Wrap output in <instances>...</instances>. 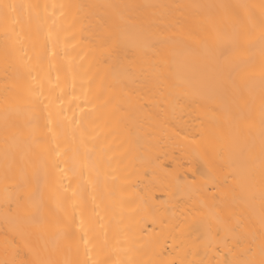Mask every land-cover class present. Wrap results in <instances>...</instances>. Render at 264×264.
<instances>
[{"label": "bare ground", "instance_id": "obj_1", "mask_svg": "<svg viewBox=\"0 0 264 264\" xmlns=\"http://www.w3.org/2000/svg\"><path fill=\"white\" fill-rule=\"evenodd\" d=\"M0 3V261L259 258L264 0Z\"/></svg>", "mask_w": 264, "mask_h": 264}, {"label": "snow or ice", "instance_id": "obj_2", "mask_svg": "<svg viewBox=\"0 0 264 264\" xmlns=\"http://www.w3.org/2000/svg\"><path fill=\"white\" fill-rule=\"evenodd\" d=\"M34 6L32 5H17L15 3H0V19H2L5 30L11 29L15 31L17 25H22L23 23V10L29 9ZM262 8V16H264V5H261ZM28 23H31V17H28ZM261 28V43L264 46V20L261 21L260 24ZM262 77H264V71H262ZM262 109H264V95L261 98ZM261 132L264 135V111H262V118H261ZM214 145L209 144L206 151L213 150ZM262 154H264V140H262L261 145ZM251 154L249 153V156ZM261 226L264 227V218L261 219ZM67 236V234H65ZM88 241L85 240V244ZM239 243V241H237ZM228 253L230 254L231 258H226L221 261H218L217 264H264V232L261 233L259 249H258V256L257 258V251L249 244L247 247L242 248L239 252H233L231 248L228 249ZM90 259V257H89ZM0 264H15V261L11 260H4L0 261ZM32 264H58V262L49 260H43L37 258L32 262ZM63 264H87L86 261H73L71 259H65ZM93 264H99L97 261H93Z\"/></svg>", "mask_w": 264, "mask_h": 264}]
</instances>
